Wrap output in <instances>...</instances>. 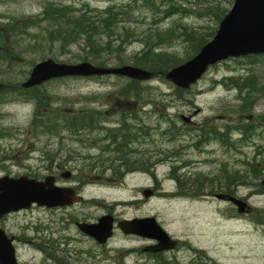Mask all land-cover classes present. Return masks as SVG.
Listing matches in <instances>:
<instances>
[{
  "label": "rangeland",
  "instance_id": "obj_1",
  "mask_svg": "<svg viewBox=\"0 0 264 264\" xmlns=\"http://www.w3.org/2000/svg\"><path fill=\"white\" fill-rule=\"evenodd\" d=\"M127 1L28 0L24 6L3 11L8 12L9 18V23L0 27L4 32L15 30L16 27L18 30L23 23L33 21L36 27L27 30V35L4 39L7 46H10L9 49L13 51L14 45L15 50L12 56L2 58L0 67H4L9 74L15 72L20 78H24L26 71L34 64L46 59L65 64L87 61L96 65L92 61H97L96 63L106 67L132 65L130 59L144 49V45L136 40L135 34L148 28L152 18L144 9L132 11V8L125 6ZM50 5L54 9L70 7L92 11H102L116 5L127 8L125 17H128L125 27L111 29L114 40L106 42L107 36L104 33L102 36H95V50H102L97 58L94 52L87 53L89 48L85 47L86 51L83 50L82 40L62 49L56 41V34L50 32L54 28L48 26L47 22H37L44 9L51 7ZM185 22L193 23L198 31L211 26L218 29L219 25H214L209 19ZM170 23L171 20H165L162 27L166 28ZM119 44L123 45V49L103 51L104 47L114 50ZM189 51L188 45L178 43L173 47L167 46L166 49L167 53H176L178 58H184ZM249 77L253 79L251 82L254 83V92L249 89L239 90L231 84L230 78ZM126 82L130 84L129 80L114 77L65 80L57 85L42 87L43 90L38 92L40 106L37 108L33 104L19 101L5 104V97L0 100V129L17 134L15 139L19 140L15 144L20 145L16 154L19 173L24 172L23 167L27 166L29 146L34 143L35 138L38 140L29 131V121L34 109L41 112V109L47 107L44 103L46 95L51 97L52 105L55 101H61V107H72L80 102L77 109L83 108L84 113L94 114L93 109H99L104 114L112 115L123 108L126 111L134 108L140 114L145 131L150 134L146 139V151L158 153V161L162 162L153 171L161 184L152 182L147 174L130 179L120 191L106 186L86 188L84 197L92 199L89 202L92 201L93 205L86 203L85 209L79 206L72 210L51 213L50 221L44 211L34 210V222L38 223L37 219L40 217L43 221L39 225L44 222L49 229H77L65 221L67 215L76 217L78 221L86 217L99 218L106 210L115 207L118 201L138 198L141 188L144 191L152 185L164 191H174V182L168 178V174L174 159L178 158L183 162H190V166L198 173L197 177L211 181L206 184L211 193H224L229 185L231 191H237L240 197L246 199L252 208L251 212L247 216L234 213L236 209L232 204L216 198L193 202L174 199L175 196L170 193H161L153 199L150 198L140 210V216H157L164 229L188 238L197 248L204 249L218 264H264V56L221 62L210 68L193 89L186 93L177 92L163 76L138 85L132 83V86L126 85ZM52 88L56 90L51 91ZM92 98L97 100L93 101ZM45 113L46 110L41 112L40 125ZM210 131L222 134L223 144L215 142L217 139L212 133L208 141L202 136ZM235 174L239 176L232 179L233 181L246 179L248 185L239 184L231 188L236 183L228 176ZM151 196L152 194L149 197ZM124 208V205H120L116 209L125 213L124 215H135L134 210L128 211ZM74 246L71 245L74 250L90 249L86 243H76ZM64 248L65 246L61 247ZM63 251L66 252L65 255L58 252L48 261L42 258L41 253L23 250L19 263H69L72 257L66 249Z\"/></svg>",
  "mask_w": 264,
  "mask_h": 264
},
{
  "label": "flooded vegetation",
  "instance_id": "obj_2",
  "mask_svg": "<svg viewBox=\"0 0 264 264\" xmlns=\"http://www.w3.org/2000/svg\"><path fill=\"white\" fill-rule=\"evenodd\" d=\"M27 1L0 0V27L9 23L8 12L3 13V11L24 6ZM14 32L13 30L4 32L0 28V64L3 62L2 58L12 56L14 53L15 46L13 45L12 51L4 40L14 37ZM65 80L67 79L51 80L42 86L57 85ZM37 90L34 87L28 91H17L12 96L19 98L33 93L37 99L31 95L30 99L37 108L40 106ZM55 90L56 88L51 89V91ZM50 98L47 95L44 98L47 107L41 109V112L46 110L47 113L44 114L42 124H39L41 112L35 109L29 121V131L37 136L38 140L35 138L34 143L29 146V157L27 166L23 167L24 172H17L19 167L16 154L20 146L15 145L19 142L15 139L17 134L0 129V180L27 177L37 182H45L49 179L53 180L54 185L73 188L76 195L84 197L86 188L106 186L120 191L130 179L136 178L135 176H146L144 172L146 168H156L162 164L158 161V153L146 151L147 134L141 124L140 114L134 108L130 109L133 110L132 112L123 108L112 115L104 114L97 109L98 113L91 114L84 113L83 108L77 109L80 102L72 107H61L59 105L61 101H55L56 106H54ZM215 142L221 143L219 140ZM174 160L169 175L175 185L174 191H164L152 185L150 198L153 199L161 193H170L175 199L183 201L214 198L216 193L212 194L206 188L209 179L197 177L198 173L193 170V166H190V162H183L178 158ZM150 177L155 184H161L156 176ZM200 180L203 182V187L196 191L189 192L186 188H180ZM144 191L141 188L139 197L129 199L124 205V209L134 210L135 215H124L125 213L116 209L118 207L116 204L115 207L106 210L105 213L114 218V228L111 238L104 244L85 235L80 229H49L45 227L44 222L39 225L43 221L40 217L37 219L38 223L34 222V210L44 211L50 221L51 213L72 210L79 206L85 209L86 203L92 200L85 197L80 203L67 208L47 209L34 205L30 210L8 214L0 218V230L11 239L18 263L23 250L41 253L43 259L50 261L58 252L65 255L66 252L63 250L66 249L72 257L66 264H217L204 249L197 248L188 238L170 229H162L167 237L126 233L119 229L118 224L122 220L130 222L154 217L159 223L155 215L140 216V210L150 200L144 197ZM233 193L234 196H239L237 191ZM65 221H68L69 225L76 226L78 222L94 223L98 218L86 217L78 221L76 217L67 215ZM159 225L163 228L160 223ZM140 230L148 231V229ZM76 243L80 245L86 243L90 249L74 250L71 245L74 246ZM64 246L65 248L61 249ZM24 264L31 263L24 262Z\"/></svg>",
  "mask_w": 264,
  "mask_h": 264
},
{
  "label": "water",
  "instance_id": "obj_3",
  "mask_svg": "<svg viewBox=\"0 0 264 264\" xmlns=\"http://www.w3.org/2000/svg\"><path fill=\"white\" fill-rule=\"evenodd\" d=\"M249 55H264V0H235L229 13L221 21L215 37L207 43L200 52L182 65L164 74L167 82L180 89H189L196 84L207 70L229 58H241ZM119 76L140 82L150 81L154 73L134 66L116 68L97 67L88 62L79 64L56 63L52 59L37 64L23 85L25 88L63 77H103ZM4 88L0 84V91ZM145 197L151 195L146 191ZM218 199L224 197L219 195ZM240 213L248 209V205L240 200L228 197ZM75 191L69 188H59L53 180L36 182L26 177L19 179L0 180V218L12 212L28 210L33 205L56 208L70 206L79 202ZM113 220L111 216H103L96 224L81 223L78 228L98 242H105L112 233ZM125 232L148 231L139 234L166 235L157 225L154 218L119 223ZM131 229V231L129 230ZM146 232V233H145ZM0 264H17L12 241L0 230Z\"/></svg>",
  "mask_w": 264,
  "mask_h": 264
},
{
  "label": "trees",
  "instance_id": "obj_4",
  "mask_svg": "<svg viewBox=\"0 0 264 264\" xmlns=\"http://www.w3.org/2000/svg\"><path fill=\"white\" fill-rule=\"evenodd\" d=\"M232 2L233 0H128L125 6L132 8V11L144 9L149 12L152 18L148 28L139 34H135L137 36L136 40L144 45V49L140 54L133 56L130 62L133 66L152 72H166L180 65L193 57L215 35L217 29V27L211 26L207 29L202 28V31H198L193 23L185 21L209 19L214 25H218L228 13ZM126 10L127 8L117 7L116 5L102 11H92V9L76 10L70 7L54 9L51 6L43 11L42 16L39 17L37 22H47L48 26L54 28L50 32L56 34V41L60 43L62 49L82 40L83 50L86 51L85 47H87L89 48L87 53L90 54L92 51L99 58L102 50L100 52L95 50L94 44L97 43L94 40L95 36L106 34V42L108 40H114V33L111 32V29L125 27L124 24H126L128 17H125L128 13ZM86 11L89 12L86 13ZM165 20H171V23L166 28L162 27L164 26ZM35 24L34 21L27 24L23 23L22 27L18 29V36L27 35V30L35 28ZM125 31L127 32V29ZM175 43L188 45L190 53L184 58H178L176 53H167V46L173 47ZM122 46L119 44L114 50L104 47L103 51H118L123 49ZM92 62L98 66H104L101 63H96L97 61ZM230 79L231 84L239 90L249 89L251 92L256 91L254 83H252V77L247 79ZM240 131L243 132L242 129ZM238 176V174H235L228 176V178L232 180ZM239 181H233L236 184L231 185V188H235L239 184L248 185L246 179ZM202 187L203 182L201 180L184 186L189 192L196 191ZM229 187L228 185V190L225 188V192L229 193L231 191Z\"/></svg>",
  "mask_w": 264,
  "mask_h": 264
}]
</instances>
